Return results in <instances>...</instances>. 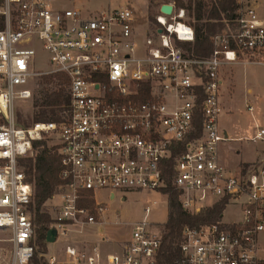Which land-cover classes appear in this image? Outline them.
Instances as JSON below:
<instances>
[{"label": "built area", "instance_id": "obj_1", "mask_svg": "<svg viewBox=\"0 0 264 264\" xmlns=\"http://www.w3.org/2000/svg\"><path fill=\"white\" fill-rule=\"evenodd\" d=\"M238 1L237 17L211 36V52L196 56L179 44L193 42L195 29L173 3L170 15L159 10L141 45L130 8L84 16L48 0H0V232L9 235L0 238L9 245L0 264H29L35 254L34 186L21 160L52 136L63 181L51 224L58 235L67 225L98 222L106 204L96 202L97 191L113 199L165 189V165L176 153L172 184L188 212L244 198L241 221L183 228L181 264H264L257 254L264 169L231 173L219 162V143L228 139L219 124L224 67L264 57V19ZM37 48L50 69L35 67ZM56 74L67 78V117L20 125L18 104L32 100L36 80ZM255 138L264 140V128ZM180 144L185 150L176 152ZM86 192L93 206L82 204ZM145 212L121 255L103 262L69 246L64 261L46 253L47 264H155L162 231L148 220L151 205Z\"/></svg>", "mask_w": 264, "mask_h": 264}, {"label": "trees", "instance_id": "obj_2", "mask_svg": "<svg viewBox=\"0 0 264 264\" xmlns=\"http://www.w3.org/2000/svg\"><path fill=\"white\" fill-rule=\"evenodd\" d=\"M175 1L178 3L177 8L186 9L187 19L195 29L193 42L179 44L196 56L208 55L211 52L213 47L211 36L220 31L226 21H233L241 6L238 0ZM149 20L156 23V17L149 16ZM3 26L4 17L0 15V29ZM66 82L67 78L62 74L47 75L36 80L31 100L32 121L23 118L18 112L19 124L29 127L36 122H62L69 113L70 104ZM33 149V156L21 160L27 178L34 186L32 210L36 250L31 261L32 264H47L45 258H39L37 253L40 252L44 256L48 252L47 235L51 229L53 217L45 209V204L58 194L59 187L63 184L60 177L62 166L57 146L48 145L47 140L35 141ZM183 150H185V144H180L176 152ZM173 157L167 160L165 165L167 187L162 192L168 195V219L161 226L162 245L155 264H181L180 244L183 240V228L185 226L199 227L221 221L228 204L227 200H221L213 207L203 209L196 214L185 210L179 200L180 193L172 184ZM248 166L249 164L243 165V172L247 171ZM82 204L93 206L94 200L90 192L84 194Z\"/></svg>", "mask_w": 264, "mask_h": 264}, {"label": "rangeland", "instance_id": "obj_3", "mask_svg": "<svg viewBox=\"0 0 264 264\" xmlns=\"http://www.w3.org/2000/svg\"><path fill=\"white\" fill-rule=\"evenodd\" d=\"M52 7L56 10L62 9H79L84 16L94 15L101 11L109 9L130 8L135 15V30L137 32V42L143 45L147 34L155 27V21L151 22L149 16L156 17L159 14L161 5L175 4V0H48ZM244 4H249L256 8L257 12L264 17V0H241ZM259 5V7H258ZM189 20V19H187ZM264 61V58L253 60V62ZM252 62V61H250ZM35 67L38 69H50L51 65L48 60V54L37 48L35 59ZM242 80L240 86L233 92L232 97V113L226 116V111L220 114L219 124L221 129L233 124L237 129L238 139L224 140L219 143V162L231 173H242L243 165L248 162L246 168L247 174L264 169V140L256 139V133L259 129L264 128V75L254 73L249 76L250 91L245 87L247 79L244 78V72L241 75ZM245 80V81H244ZM31 101L20 102L18 104V112L23 118L32 121L33 110ZM1 122V120H0ZM229 123V124H228ZM48 145L52 146L56 143V137H48ZM242 166V167H240ZM240 168V169H239ZM239 169V170H238ZM60 191V189H59ZM96 199L100 202L108 204L111 216L116 215V234L125 236L135 227V224L142 221L146 212L145 209L151 205V212L148 220L155 223L157 227L163 226L168 219V202L166 194L160 190L141 191L127 194L116 193L115 198L109 199L108 191H97ZM62 202L61 197L49 200L45 204V209L54 217V205ZM213 200L208 201L212 204ZM244 198L234 200L225 209L222 221L225 223L238 222L243 219L242 204ZM59 235L58 239H61ZM0 238H9V235L0 232ZM9 245L0 242V257H7ZM257 254L264 259V232L259 236ZM39 258L42 256L37 253ZM47 261V260H46ZM43 262V261H42ZM32 264V261L29 262Z\"/></svg>", "mask_w": 264, "mask_h": 264}, {"label": "crops", "instance_id": "obj_4", "mask_svg": "<svg viewBox=\"0 0 264 264\" xmlns=\"http://www.w3.org/2000/svg\"><path fill=\"white\" fill-rule=\"evenodd\" d=\"M261 18L264 19V17L262 16ZM243 72L244 78L247 79V82H245L244 85L250 91L251 86L249 76H252L254 73L264 75V61H240L238 63L224 67L223 88L221 96V113L223 112V110L226 111V116L228 117L231 116L230 114L232 113L233 108L232 95L236 88L240 86V82L242 80L241 75L243 74ZM222 130H224L228 134V139L229 137L231 139L239 138L237 137L236 127L231 123L229 125H226V127L222 128ZM250 163L253 162H248L246 164ZM55 197L58 196L55 195L51 200L53 201ZM166 197L168 202L167 194ZM113 199L110 200L112 201ZM95 200L96 202H100L96 199V195ZM105 204L106 210L104 214L100 217L98 222L93 224L67 225L64 228L65 230L63 233L62 231H59V235H61L62 237L61 239H58V235L55 242L48 243L47 257L56 255L57 257H59L60 260L64 261L67 257L66 248L69 246L75 248L80 253H85L90 256L98 255L103 262L107 261L112 255H121L123 253L124 245L131 239L133 230L125 236H119L118 234H116V215L113 214L111 216L108 204ZM165 222H167V220Z\"/></svg>", "mask_w": 264, "mask_h": 264}, {"label": "water", "instance_id": "obj_5", "mask_svg": "<svg viewBox=\"0 0 264 264\" xmlns=\"http://www.w3.org/2000/svg\"><path fill=\"white\" fill-rule=\"evenodd\" d=\"M161 12L167 15H170L173 10V5L172 4H164L161 6ZM225 132V131H224ZM226 138H228V134L225 132ZM58 233L55 228H52L49 230L48 235H47V242L52 243L55 242L57 239Z\"/></svg>", "mask_w": 264, "mask_h": 264}]
</instances>
